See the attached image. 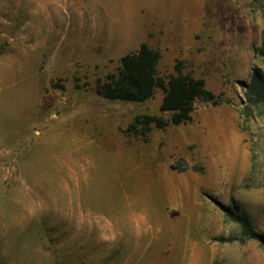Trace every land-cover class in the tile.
I'll list each match as a JSON object with an SVG mask.
<instances>
[{"label": "rangeland", "instance_id": "1", "mask_svg": "<svg viewBox=\"0 0 264 264\" xmlns=\"http://www.w3.org/2000/svg\"><path fill=\"white\" fill-rule=\"evenodd\" d=\"M142 42L163 76L181 58L219 103L125 133L162 91L100 89ZM257 69L264 0H0V264H264L220 207L235 202L264 235Z\"/></svg>", "mask_w": 264, "mask_h": 264}, {"label": "trees", "instance_id": "2", "mask_svg": "<svg viewBox=\"0 0 264 264\" xmlns=\"http://www.w3.org/2000/svg\"><path fill=\"white\" fill-rule=\"evenodd\" d=\"M160 58L158 48H151L142 42L136 50L121 56L117 74L100 89L104 96L135 101L149 99L156 89L162 91L157 111L135 115L123 130L127 134L147 138L152 127L187 122L191 120L196 100L219 103L218 96L206 88L203 78L184 72V61L181 58L175 59L174 72L166 77L158 69ZM246 96L248 108L264 103V75L258 69L246 87ZM177 169L182 171L186 167L178 166ZM220 207L229 219L239 224L244 237L264 245V235L239 211L235 202L220 204Z\"/></svg>", "mask_w": 264, "mask_h": 264}]
</instances>
